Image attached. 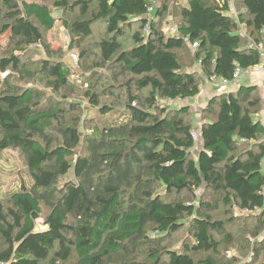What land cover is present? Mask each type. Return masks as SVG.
Returning <instances> with one entry per match:
<instances>
[{"label": "trees", "instance_id": "obj_1", "mask_svg": "<svg viewBox=\"0 0 264 264\" xmlns=\"http://www.w3.org/2000/svg\"><path fill=\"white\" fill-rule=\"evenodd\" d=\"M157 1H1L0 36L8 34V41L6 47L0 44V74L8 73L0 78V150L24 154L30 185L10 192V207L0 208V263L215 264L210 256L193 258L220 247L213 232H222L224 223L204 211L215 205V194L223 204L264 216L257 85L214 91L200 113L202 145L196 156L190 107L160 103L192 99L203 79L228 78L236 66L257 65L264 0H238L236 17L226 1L186 0L172 35L158 26L168 10ZM57 11L79 13L61 19L70 47L90 37L98 23L105 27L93 67L109 71V82L98 90L83 81L90 110L85 117L66 116L64 99L83 78L81 58L87 51L78 54L81 77L71 84L73 69L45 45L44 32L54 27ZM126 31H132L128 47L121 42ZM194 42L200 73L182 68L178 54ZM35 45L48 54L36 62L23 60ZM46 89L53 96L48 100ZM69 104L80 108L81 100ZM112 115L120 120L109 121ZM85 123L90 131L82 135ZM183 192L196 204L169 199ZM206 192L213 203L205 202ZM42 203L47 213L39 229ZM186 223L189 244L181 250L162 244ZM141 245L146 246L142 260L136 256ZM258 252L254 248L253 254Z\"/></svg>", "mask_w": 264, "mask_h": 264}, {"label": "rangeland", "instance_id": "obj_2", "mask_svg": "<svg viewBox=\"0 0 264 264\" xmlns=\"http://www.w3.org/2000/svg\"><path fill=\"white\" fill-rule=\"evenodd\" d=\"M1 1L2 0H0V4ZM36 1H44L49 3L52 2V0ZM160 3L167 4L168 11H166V13L162 16V19H160V22L158 24L159 28L163 32H165L168 27H176L178 21L180 20L179 6L181 4H185L186 0H158L157 4ZM230 7L233 10V16L236 17V14L241 9L239 1L236 0L234 2H231ZM150 12H152V10H150L149 13ZM78 14V11H74L72 13L67 14H63L60 11L55 12V16L58 19L55 22L54 27L50 30L45 31L44 34L46 47L49 48L53 52V54L60 55L61 60L66 64H68V61L66 59V53L68 50H74L77 55L82 49H85L87 51L86 56L84 58H81V69L83 78L82 80H80V83H75V85H77L71 88L68 97L64 99L66 116L78 115L81 117H85L90 112V110L89 105L87 103V99L84 98L83 95L86 89V83L84 84L83 81H90V83L95 84L96 89L101 90V88L109 82L108 76L110 73L105 69H98L93 67V64L99 60V50L97 48V43L101 38L105 36V27L103 23H98L93 28L90 37H88L78 45L75 41L76 45L70 47L71 35L62 25L61 19L63 17H77ZM132 31H126L125 36L121 38L123 46L128 47L132 44V40L130 37ZM240 31L242 33L245 32L244 25L240 26ZM7 41L8 34H6L5 36H0L1 46L6 47ZM35 46V50L29 53V55L23 58V60H31L36 62L44 54H48L46 48L43 50V48H41L40 46ZM193 53L194 49L190 47L189 44H186L184 48L178 50L182 68H186L189 70H197L198 73H200V64L197 62V59L193 57ZM35 66H31V68H35ZM7 73L8 72H2L0 74V78H5L7 76ZM243 77L245 78L244 74L242 75V78ZM202 81L203 82L201 83V87L204 84V79ZM73 82H75V80H72L71 84H73ZM33 83L35 85H40L39 82L34 81H29L27 84ZM46 92L49 93L47 100L53 97L52 95H50L49 89H46ZM120 95V100H122V93H120ZM261 97L263 100H261V105L259 107L258 112L255 114V118L259 119L264 125V96H260V98ZM199 98L200 97L196 96L192 99L187 100H162L160 101V103L170 108H179L184 104L188 105L189 107H192L190 111V116L192 118L193 128L195 131L198 129V124L196 123V115L198 114V112L200 113V111H202L203 107L206 105L205 103L203 107H200ZM72 100H81V107L72 109L71 105L69 104V102ZM93 117L95 116L93 115ZM108 119L109 121L116 120L117 122L120 120L117 119L115 115L110 116ZM87 129H90L89 124H83L81 126V134L84 135L85 132L90 131ZM196 140L197 139H195V141ZM198 149L199 146L195 144L194 149L192 150L194 156H196L197 151H199ZM80 151L81 147H78L77 152ZM22 184L26 186L30 185V178L26 172L24 154L16 148H6L4 150H0L1 209L6 211L10 207V202L6 198V196L12 191H17ZM215 195L217 196L215 205L204 211L210 214L214 220H220L224 223V229L222 232H213L214 238L220 242V247L217 252H196L193 254V258L196 261H199L203 258H206L207 256H210L215 264H264V216H261L260 211L252 212L247 210H240L236 205L231 206L223 204L220 199L221 196L217 194ZM212 197L213 196L211 194L206 192L204 196L205 202L213 203ZM169 199L176 201H187L196 204V201H194V199H192L187 192L172 194L169 196ZM41 207L42 215L36 222L37 228L39 229L44 227L42 224V220L47 213V207L43 203L41 204ZM188 228L189 226L186 223L183 228H181L178 232L172 234L169 238L165 239L162 244H165L167 247L172 249L181 250L183 244H189L192 241V233L191 231H189ZM226 235L229 239L228 241L225 240ZM256 240H258V243H256ZM145 247V245H141L139 247L141 252L137 251L136 256L140 260L145 259ZM254 248L259 250L258 255L253 254Z\"/></svg>", "mask_w": 264, "mask_h": 264}, {"label": "built area", "instance_id": "obj_3", "mask_svg": "<svg viewBox=\"0 0 264 264\" xmlns=\"http://www.w3.org/2000/svg\"><path fill=\"white\" fill-rule=\"evenodd\" d=\"M220 1H226L231 5V2L233 0H220ZM152 6L149 7V10H151ZM167 31V32H166ZM164 32L166 35H172L176 33V27H168ZM197 42H194L192 44V48L195 49L197 47ZM258 53H259V61L257 65L243 68L241 66H236L231 74L230 77H218L216 75H212L211 78L208 80L211 82V84L214 85L215 88V93L221 94L224 92H228L233 90V87L235 83L238 81V79L243 75V74H248L250 72H259L264 75V36L262 37V41L258 46ZM66 59L68 61V66L73 69L72 73V79L74 80H79L81 77V73L79 72V58L78 55L74 52V50H68L66 53ZM215 59H211V62L214 63ZM198 63L200 64L201 61L198 60ZM192 135L195 139L198 138V133L196 131L192 132ZM3 264V263H0Z\"/></svg>", "mask_w": 264, "mask_h": 264}, {"label": "crops", "instance_id": "obj_4", "mask_svg": "<svg viewBox=\"0 0 264 264\" xmlns=\"http://www.w3.org/2000/svg\"><path fill=\"white\" fill-rule=\"evenodd\" d=\"M231 14L233 15V10L231 11ZM244 75H245V78L244 77L242 78V76H241L240 77L241 79L240 78L238 79V81L235 83L233 89H237L242 84H244V85L255 84V85H257V87L259 89L260 96H264V75L259 73V72H256V71L250 72V73L244 74ZM214 91H215L214 85L211 84V82H209L208 80H205L203 86L200 87L199 94L197 95L198 97H200L199 98V102H200L199 106L200 107H203L205 105V103H207L206 101H208L209 98L214 95ZM261 100H263L262 97H261ZM190 109H192V107H190ZM200 113H201V111H200ZM200 113L198 112V114L196 115V123L198 124V129L195 130L199 135L195 144H197V146H199V148L202 145V140L200 138V127H201V123H202Z\"/></svg>", "mask_w": 264, "mask_h": 264}]
</instances>
